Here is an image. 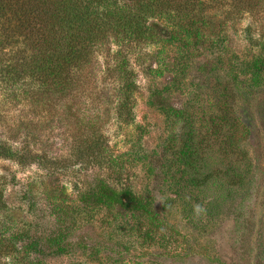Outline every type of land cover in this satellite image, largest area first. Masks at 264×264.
I'll return each instance as SVG.
<instances>
[{
    "label": "rangeland",
    "instance_id": "374dc122",
    "mask_svg": "<svg viewBox=\"0 0 264 264\" xmlns=\"http://www.w3.org/2000/svg\"><path fill=\"white\" fill-rule=\"evenodd\" d=\"M116 1L126 13H175L148 15L144 37L107 35L69 92L0 89V140L40 157L0 158V264H264V84L251 85L249 66L264 54V0H249L261 4L249 13L234 10L239 0ZM118 67L134 81L130 120L118 114ZM220 104L248 130V161L207 145ZM189 114L202 120L199 156L183 162ZM87 142L100 143L96 161L73 154ZM98 182L131 190L150 212L81 201Z\"/></svg>",
    "mask_w": 264,
    "mask_h": 264
},
{
    "label": "trees",
    "instance_id": "16d2710c",
    "mask_svg": "<svg viewBox=\"0 0 264 264\" xmlns=\"http://www.w3.org/2000/svg\"><path fill=\"white\" fill-rule=\"evenodd\" d=\"M239 1L241 8L234 9L238 12L249 13L260 4ZM116 4V0H0V89L25 87L27 92L37 97L69 92L75 84L74 76L78 70L89 63L92 47L107 35L127 41L144 37L152 29V26L148 28L144 24L148 15L157 13L173 17L175 13L173 8L149 4H142L137 12L126 13ZM124 63H121L122 67ZM249 66L254 69L251 85L261 88L264 84V54L254 58ZM120 71L123 78L115 84L118 114L124 120L128 117L130 120L134 81L130 73ZM243 101L247 102V98ZM152 103L164 110L169 106L160 96H154ZM227 107L220 104L218 111L208 117L211 133L206 140L207 145L225 157L237 156L241 161H248L242 148V140L248 130ZM197 121L202 120L189 114L184 124L188 130L181 138V148L177 152V156L185 157L186 160L177 157L183 162L199 156L198 149L195 150L196 137L200 135ZM198 140L201 147L205 139ZM99 144L82 143L73 154L80 161H96L89 152L99 149ZM0 158L18 162L30 158L35 162L40 157L26 147L17 149L0 140ZM243 170L244 167L242 177ZM83 195L81 201L111 207L117 212H150L143 198L131 190L117 191L104 182H98L91 193Z\"/></svg>",
    "mask_w": 264,
    "mask_h": 264
}]
</instances>
